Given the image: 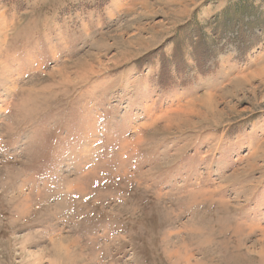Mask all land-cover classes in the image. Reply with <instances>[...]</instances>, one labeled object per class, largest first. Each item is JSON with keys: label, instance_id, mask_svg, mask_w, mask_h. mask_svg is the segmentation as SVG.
Returning a JSON list of instances; mask_svg holds the SVG:
<instances>
[{"label": "rangeland", "instance_id": "rangeland-1", "mask_svg": "<svg viewBox=\"0 0 264 264\" xmlns=\"http://www.w3.org/2000/svg\"><path fill=\"white\" fill-rule=\"evenodd\" d=\"M0 264H264V0H0Z\"/></svg>", "mask_w": 264, "mask_h": 264}, {"label": "bare ground", "instance_id": "bare-ground-1", "mask_svg": "<svg viewBox=\"0 0 264 264\" xmlns=\"http://www.w3.org/2000/svg\"><path fill=\"white\" fill-rule=\"evenodd\" d=\"M262 253V252H261ZM187 255V254H186Z\"/></svg>", "mask_w": 264, "mask_h": 264}]
</instances>
